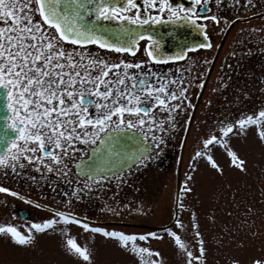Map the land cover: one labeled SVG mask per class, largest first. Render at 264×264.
Returning a JSON list of instances; mask_svg holds the SVG:
<instances>
[{"label":"snow or ice","instance_id":"1","mask_svg":"<svg viewBox=\"0 0 264 264\" xmlns=\"http://www.w3.org/2000/svg\"><path fill=\"white\" fill-rule=\"evenodd\" d=\"M214 2L218 7L223 6L222 0ZM233 3L252 6V0H233ZM208 4L209 0H192L187 7L174 0H0V96L6 108L5 114L0 116V121L4 122L0 129V168L4 169V174L27 175L25 168H35L42 175L45 171L66 175L70 171L68 164L75 163L80 173L99 186L100 181L108 179L113 168L121 175L124 167L130 171L129 159L143 165L151 158L152 149H160L164 138L153 133L148 146L130 155L125 152L123 138L132 139L139 133L143 145L148 137L143 128H162L164 119L157 124L155 116L148 115L157 105L161 106L158 111H168L167 122L175 128V116L171 113L179 115L177 110L188 100L187 88L180 87L183 81L167 80L152 70L153 65L184 60L192 48H211L205 31L207 25L199 21L219 25L223 20L227 27L221 31H228L239 19L229 21L215 14H198L195 5H199L203 13L211 11ZM186 22L196 27L205 42L192 46L181 42L177 50L166 51L156 26ZM141 50L147 60L128 58L136 57ZM113 53L117 55L115 60ZM203 83L201 81V86ZM168 84L171 87H166ZM172 100L176 101L174 105L169 103ZM126 114L135 115L136 119L126 118ZM249 126L259 129V138L264 143V108L233 122L221 121L218 134L210 133L202 139L203 147L196 151V158L206 159L212 168L222 173L212 155V150L219 146L226 150L232 165L246 170L245 161L232 148L230 140ZM89 148L90 153L76 161V154L86 153ZM30 179L36 181L37 178ZM90 187V183L85 182L74 191L76 199H81L84 190ZM184 191L191 192V189ZM0 193L25 200L39 209L46 207L8 187L0 186ZM184 207L177 200L176 208ZM47 211L51 216L33 222L26 234L11 224L0 225V234L16 246L28 248L35 244L36 233L55 231L58 225H63L59 230L66 233L68 226L75 224L115 240L138 259V264H164L159 251L137 243L150 237L163 239L155 232L127 234L93 226L91 221L55 207H48ZM173 224L179 230H188L178 214L174 215ZM190 227L193 238L197 239L199 255L189 249L181 231L165 228L164 232L184 254V264L194 261L204 264L206 247L195 212L191 213ZM65 246L82 264H92L93 254L86 245L68 236ZM233 264L239 262L233 261ZM252 264H264V261L254 260Z\"/></svg>","mask_w":264,"mask_h":264},{"label":"rangeland","instance_id":"2","mask_svg":"<svg viewBox=\"0 0 264 264\" xmlns=\"http://www.w3.org/2000/svg\"><path fill=\"white\" fill-rule=\"evenodd\" d=\"M248 8L243 7L242 11L229 14V17L240 20L244 18L241 16L247 13ZM260 16L262 15L245 16V19L251 21L235 26L227 36L229 45H234L236 40L264 43V18ZM223 28L225 25L215 24L216 32H212L214 41L225 39V31H221ZM144 55L137 53L136 57L128 58L147 59ZM116 58L117 55L113 53L112 59ZM235 61L234 58L233 62L230 59L229 68L244 74L229 75L224 79L214 77L211 80L212 84L209 83L201 102L196 103L199 105L182 156L184 134L204 76L197 80L188 76L187 80H182L180 87L187 88L185 95L188 100L177 110L179 115L171 113L175 116V128H171V122H167L168 111H158L161 106L157 105L148 114L155 116L157 124L161 119L166 121L159 129L143 128L150 140L153 133L164 138L160 149H152L151 158L145 160L143 165L136 163L130 171L128 169L122 175L110 176L100 181L98 187L85 189L81 199H76L74 190L67 187H41L45 183L56 182L58 178L62 179L64 175L49 176L46 171L42 175L34 168H26L27 175H13L9 172L0 177V184H16L33 197L46 198L64 210L93 220V226L127 234L155 232L158 236H163V239L150 237L147 241L138 240L137 243L159 251L164 264H184L185 261L184 254L166 232L152 231L148 227L136 225H120L117 222L155 226L170 224V229L178 231L172 222L179 190V201L185 205L183 209H178L179 219L188 227L187 231H179L189 249L194 255H199L197 239L193 238L190 227L191 213L195 212L206 247L204 264H233V261L252 264L254 260L264 261V143L259 138V129L249 126L244 133L232 136L230 140L232 148L245 161L246 170L232 165L226 150L219 146L212 150V155L223 170L222 173L212 168L206 159L195 156L196 151L203 147V138L210 133L218 134L221 121L233 122L242 115H255L264 108V76H255L258 69L253 65L248 64L243 69L242 62L237 65ZM169 103L174 105L176 101ZM126 118L136 119L135 115L128 117L127 114ZM163 129H167V132ZM180 157V172L177 177ZM68 168L72 170V165L69 164ZM32 176L37 178L36 181L30 179ZM43 176L46 177L43 179ZM65 176L74 179L70 172ZM85 182L97 186L92 181L81 179L82 184ZM186 188H190L191 192H185ZM56 227L55 231L49 229L45 233H36L35 244L28 248L18 247L0 234V264H82L80 258L66 251L68 236L74 237L78 243L91 250L92 264H138V259L118 246L113 239L93 234L80 226L69 225L66 233L59 230L63 225Z\"/></svg>","mask_w":264,"mask_h":264},{"label":"flooded vegetation","instance_id":"3","mask_svg":"<svg viewBox=\"0 0 264 264\" xmlns=\"http://www.w3.org/2000/svg\"><path fill=\"white\" fill-rule=\"evenodd\" d=\"M174 3L176 4H183L186 7L190 6L192 3V0H174ZM221 7H218L214 0H209L208 7L211 9L210 12H203L200 13V6L195 5V7L198 10V14L208 15L211 16L213 14L217 15L218 17H226L229 21L233 20L229 17V14L238 13L242 11L243 7L248 6H236L233 3V0H222ZM264 13V0H252V6L248 8V11L246 14H243L240 20L236 19V23L234 26L230 28V30L225 31L224 35L225 39H221L220 41L216 42L213 40L212 32H216L215 29V23L211 21H199V23H204L207 25L205 28V31L208 34V39L210 40L212 47L211 48H192L187 53V58L184 60H178L169 62L168 64L163 65H153L152 70L161 74L162 76L166 77L167 80L172 79H180V80H187L188 76L193 77L194 80L199 79L200 77L204 76L203 80V86H201L200 91L197 95L196 100L201 102L202 96L207 90L209 83H211V80L216 78L224 79L227 78L229 75H243L242 72H234L229 68L230 59L233 58L236 60L235 64H239L242 62L243 69H246V65L251 64L254 66V68L258 71L254 74L257 77H261L260 75L264 76V43L263 41H251L247 40L246 42H236L234 45H229L227 36L231 33V31L235 28V26L238 23L247 24L251 20L245 19V16H255ZM260 18H264V15L260 16ZM221 24L224 26L223 20H221ZM180 26L179 30L185 31L187 33L191 34V37H188L189 39L182 40L181 42L186 43L189 46L195 45V44H202L205 42V37L197 31L196 27L192 25L191 23H184ZM227 26L225 25V28ZM264 31V27H263ZM223 35V36H224ZM180 37L178 35L177 40L173 44L172 48H165V42L163 41V48L168 52H173L177 50V44L180 40ZM242 39L243 37L240 36ZM245 41V40H244ZM180 42V43H181ZM141 45H143V41L140 42ZM137 53H143V51H138ZM233 53V54H231ZM239 55H236V54ZM144 54V53H143ZM145 56V55H144ZM230 56V58H229ZM147 58V57H146ZM147 60V59H143ZM205 61H210V63H205ZM241 70V68H240ZM243 71V70H241ZM244 72V71H243ZM254 76V77H255ZM208 81L205 83V80ZM163 82V81H161ZM156 85V82L154 81V86ZM166 87H171L170 84L166 85ZM175 90V89H173ZM197 102V101H196ZM195 102V103H196ZM155 108L152 109V111ZM90 111H94V109L90 108ZM151 111V112H152ZM145 132V131H144ZM147 139L151 142V140L147 137ZM77 148L84 147L82 145H76ZM89 150V149H88ZM88 152L86 153H77L75 156L76 161H79L83 159ZM72 165V170H70V174L74 176V179H69V176H62V179H56V182L49 183V184H43L41 187H67L70 190H78L79 188H82L84 184L81 183L82 180H89L86 176H80L76 170H75V163H69ZM68 164V166H69ZM32 170V168H30ZM35 169V168H34ZM33 169V170H34ZM25 172H27L25 168ZM31 172V171H30ZM47 175L55 176V174L46 172ZM11 174V172L9 173ZM4 169L0 168V177H4ZM49 175V176H50ZM43 176L42 178L44 179ZM40 178V179H42ZM91 185V183H90ZM0 186L8 187L9 189L19 192L21 195L29 198L30 200L37 201L39 203L44 204L46 207L44 209L36 208L33 204L27 203L25 200H21L17 197H13L10 194L0 193V225L3 224H11L18 228L22 233L27 232V227H29L33 222H41L44 219H47L51 216V213L47 211L48 207H55L62 211H66L69 213H73L71 211H67L62 209L57 204H54L53 202L49 201L46 198H39L38 196L33 197L30 194L24 192L21 188H19L16 184L14 186L11 185H3L0 184ZM91 187H98L96 185H91ZM75 214V213H73ZM77 214V213H76ZM78 215V214H77ZM74 227H78V225L71 224Z\"/></svg>","mask_w":264,"mask_h":264},{"label":"water","instance_id":"4","mask_svg":"<svg viewBox=\"0 0 264 264\" xmlns=\"http://www.w3.org/2000/svg\"><path fill=\"white\" fill-rule=\"evenodd\" d=\"M156 30L158 31V33L163 37V41L165 42V44H174L175 41L177 40L178 38V34H176V32H172L171 28L167 25H159V26H156ZM2 91V90H0ZM6 112V108H5V104H4V99L2 96H0V116H3ZM191 122H192V116H191V119H190V124H189V127L187 129V134H188V131H189V128H190V125H191ZM3 121H0V129H3ZM143 140V137H141L139 135V133H137V135L132 138V139H129L127 136H125L123 138V145H124V148H125V152L126 154H131V152H134L136 151L137 149H141L144 147V146H148V141H145L143 143V145L140 143L141 141ZM185 140H186V137L184 139V142H183V145H182V151H181V156H182V152H183V149H184V145H185ZM128 164L130 165H133L134 162L132 159H129L127 161ZM180 165H181V157L179 159V163H178V167H177V177L179 176V172H180ZM124 168H127V167H124ZM123 168V169H124ZM76 171L80 174V175H84L82 173H80L77 168H76ZM117 172H120V171H117L116 168H113L112 169V172L108 173V176L113 174V173H117ZM178 184V183H177ZM178 190V189H177ZM177 199H178V193L176 194V202H177ZM176 204V203H175ZM175 210L177 212V208L175 206ZM177 214V213H176ZM173 223V222H172ZM117 224H124V225H136V226H142V227H148V228H152V229H157V230H163L165 228H168L170 224L166 225V226H153V225H145V224H136V223H130V222H117Z\"/></svg>","mask_w":264,"mask_h":264},{"label":"bare ground","instance_id":"5","mask_svg":"<svg viewBox=\"0 0 264 264\" xmlns=\"http://www.w3.org/2000/svg\"><path fill=\"white\" fill-rule=\"evenodd\" d=\"M165 25H167V26H169L170 28H171V30H172V32H176V34H178L179 36H181L180 37V40L179 41H177L178 43H180L182 40H185V37H186V39H189L188 37H191V34L190 33H187V32H185V31H181V30H179V28H180V26H177V25H171V24H165ZM159 26V25H158ZM165 45H167V44H165ZM172 46H173V44H169V45H167V46H165V48H172ZM205 94V93H204ZM204 94H203V96H204ZM197 100H195V102H196ZM198 105L199 104H196L194 107H193V111H191V116H192V119L194 120V118H195V115H196V112H197V107H198ZM188 133H189V131H188ZM185 137H186V140H187V137H188V134L187 135H185L184 136V139H185ZM148 141V140H147ZM149 142L150 141H148V144H149ZM90 148H89V150H88V153H90ZM87 153V154H88ZM136 163H134L132 166H134ZM75 169H76V165H75ZM125 170H128V168H124L122 171L124 172ZM121 172H117V173H114V174H111V175H109L108 177H110V176H114V175H118V174H120ZM87 178H88V176H86ZM162 226H166V225H162ZM164 230V229H163Z\"/></svg>","mask_w":264,"mask_h":264}]
</instances>
